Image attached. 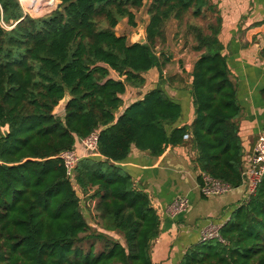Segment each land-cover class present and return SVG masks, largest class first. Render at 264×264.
Here are the masks:
<instances>
[{"label":"trees","instance_id":"obj_1","mask_svg":"<svg viewBox=\"0 0 264 264\" xmlns=\"http://www.w3.org/2000/svg\"><path fill=\"white\" fill-rule=\"evenodd\" d=\"M58 1L59 8L42 15L55 0H39L38 7L0 0L3 21L13 23L10 29L0 25V264H154L159 217L116 163L131 145L158 156L189 134L200 173L240 186L242 110L219 38L222 19L187 25L198 55L188 85L194 118L171 127L181 105L159 82L116 112L127 86L142 87L144 73L154 68L161 77L170 58L155 46L166 22L187 14L204 19L205 10L215 11L211 0H151L142 44L115 28L123 18L135 26L134 11L144 0ZM65 95L70 98L63 112L54 114ZM96 129L99 156L81 159L71 179L57 155ZM75 188L96 199L102 227L123 242L103 232L82 236L89 227ZM220 234L224 243H194L179 264H264V177L230 212ZM91 238L105 240L106 248L96 253L78 245Z\"/></svg>","mask_w":264,"mask_h":264},{"label":"crops","instance_id":"obj_2","mask_svg":"<svg viewBox=\"0 0 264 264\" xmlns=\"http://www.w3.org/2000/svg\"><path fill=\"white\" fill-rule=\"evenodd\" d=\"M211 3L215 8L212 14L222 19L219 38L224 46L230 78L236 83L237 99L242 110L239 135L246 161L264 125V96L261 92L264 88V54L261 53L264 46V0H211ZM193 63L186 68L188 77ZM158 74L156 68L151 69L144 73L145 84L142 87L127 86L116 116L140 98L147 88L159 82L167 95L181 105V115L171 127L190 125L194 118V108L188 87L185 89L182 86L177 72H172L171 75L176 77L168 85L162 82L168 74L167 69L162 68L161 77ZM110 75L119 78L114 71ZM195 157L196 150L185 140L176 146L168 145L158 156L131 145L128 156L116 163L130 175L134 187L148 195L159 217V235L152 241L150 252L154 264H179L184 252L199 242V233L204 225L208 222L225 223L230 212L243 201L244 191L241 186L224 195L201 194L197 180L200 170ZM179 195L188 199V208L171 217L165 211L166 206ZM89 200L93 201L95 208L96 199ZM95 213L98 214L96 209ZM91 220L86 217L89 229L85 234H114V231H106L102 227L99 216Z\"/></svg>","mask_w":264,"mask_h":264},{"label":"built area","instance_id":"obj_3","mask_svg":"<svg viewBox=\"0 0 264 264\" xmlns=\"http://www.w3.org/2000/svg\"><path fill=\"white\" fill-rule=\"evenodd\" d=\"M0 25L5 28L3 21V12L0 5ZM9 29V27L5 28ZM189 134H184L183 139L188 140ZM99 129L91 131L88 135L82 138H76L74 145L59 152L57 157L66 169L68 177L74 178L75 168L78 162L87 157L99 156L98 152ZM241 176L242 181L240 186L243 188V201L249 199L255 193L257 185L264 177V130L258 133L253 151L244 161ZM201 181L199 182V190L204 196H219L230 192L233 188L227 182L214 178L205 173H199ZM189 205L188 199L185 196L179 195L171 200L166 206V213L174 217L187 210ZM224 224V223H223ZM223 224L215 222H208L204 225L199 233V241L206 242L210 240H217L224 243V239L220 234V229Z\"/></svg>","mask_w":264,"mask_h":264},{"label":"rangeland","instance_id":"obj_4","mask_svg":"<svg viewBox=\"0 0 264 264\" xmlns=\"http://www.w3.org/2000/svg\"><path fill=\"white\" fill-rule=\"evenodd\" d=\"M28 3L33 5L34 7L40 6V2L34 1V0H26ZM56 1V0H55ZM20 5L23 7V0H19ZM151 3V0H144L142 7L138 9L137 11H134L135 13V26L129 25L127 22V18H123L116 26L115 31L117 35H125L127 37V41L131 42L132 39L136 38V36L139 34L140 29L143 31L145 35V28L148 23L149 14H148V7ZM57 4V1H56ZM56 4L53 9L50 11L42 14L45 15L54 9H56ZM39 15V16H42ZM32 16V15H31ZM34 16V17H39ZM214 15L212 12H209L208 10H205V18H194L190 16V14H187L184 16L182 20H177L175 18H170L165 26H164V39L160 43H158L155 46V51L159 54L160 52L164 53V56H169L170 60L169 62L164 66L165 69H167L168 74H166V79L162 80L164 85H168L169 82H171V79L173 77H176L175 75H171L172 72H177L178 79H180V82L182 86L186 89L188 87V81L189 77L186 74L187 70L186 68L189 66L190 63H193V60H195L196 53L192 50V36L190 33V30L188 29L187 25L190 23L192 24H201L205 26L206 18L207 19H213ZM13 23L10 22L8 24L5 23V28L9 27V29L13 26ZM171 58L173 60H171ZM152 88V87H151ZM87 195H81V210L84 214V216L87 217L88 220L92 219L95 216H98L97 213H95V208L93 205V201H90ZM94 214H96L94 216ZM85 217V218H86ZM91 220V221H92ZM92 228H95L94 226ZM88 234H82V236H85ZM111 238L117 239L118 241L123 242V239L120 234L114 232L110 233L109 235ZM78 245L83 250H88L91 246L93 247L94 251L96 253L104 250L106 248V241L105 240H96L94 238L91 239H84Z\"/></svg>","mask_w":264,"mask_h":264},{"label":"water","instance_id":"obj_5","mask_svg":"<svg viewBox=\"0 0 264 264\" xmlns=\"http://www.w3.org/2000/svg\"><path fill=\"white\" fill-rule=\"evenodd\" d=\"M57 1V4H56V8H59L60 7V1L56 0ZM146 41V38H145V35L143 33V31L140 29L139 31V34L136 36V38L132 39L131 40V43H144ZM157 87V84H154V86L151 88V89H154ZM69 96L68 95H65V97L59 101L58 105L54 108V111L53 113L54 114H59L61 112H63L68 100H69ZM2 132L4 134H7L8 132V126L5 125L3 128H1ZM75 192H76V195L80 198V192L78 191L77 188H75Z\"/></svg>","mask_w":264,"mask_h":264}]
</instances>
